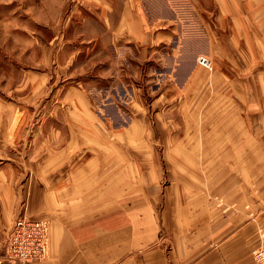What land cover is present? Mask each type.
Masks as SVG:
<instances>
[{"label": "rangeland", "instance_id": "374dc122", "mask_svg": "<svg viewBox=\"0 0 264 264\" xmlns=\"http://www.w3.org/2000/svg\"><path fill=\"white\" fill-rule=\"evenodd\" d=\"M127 1L0 0V196L12 209L3 224L0 206V263L24 264L5 251L18 217L47 227L36 264L54 222L147 202L186 174L175 165H204L187 174L208 194L220 173L208 166L242 162L233 148L247 136L264 169V0L246 13L251 40L234 45L207 39L230 31L209 2L134 0V27L122 25ZM79 159L93 171L71 173ZM81 175L91 186L70 194Z\"/></svg>", "mask_w": 264, "mask_h": 264}, {"label": "crops", "instance_id": "0c3cea01", "mask_svg": "<svg viewBox=\"0 0 264 264\" xmlns=\"http://www.w3.org/2000/svg\"><path fill=\"white\" fill-rule=\"evenodd\" d=\"M204 1L218 8L217 17L227 20L230 26L226 40L217 26L218 30H210L207 35L210 42L234 45L251 40L245 17L257 0ZM123 6L122 25L129 22L130 16L132 26L144 23L134 0ZM134 10L138 20L134 18ZM157 34L166 36L163 31ZM247 138L242 147L233 148V155L243 150L242 162L208 166L213 173L220 172L212 175L208 194L199 185L193 191L187 174L193 169L200 171L204 165H175L186 174L172 178L147 202L135 199L132 205L123 204L91 217L54 222L49 229L47 256L36 264H254L252 251L264 244V169L252 166ZM71 152V156H82L73 154L74 149ZM218 154L224 151L218 148ZM73 161L71 173L93 171L90 160ZM81 177L82 184L71 177L70 194L71 188L89 185L90 175ZM216 182L218 186L213 185ZM210 196L213 201H206ZM0 197L3 224H8L10 201L5 202L3 195ZM70 198L71 202L78 201L80 195Z\"/></svg>", "mask_w": 264, "mask_h": 264}, {"label": "built area", "instance_id": "2783aa9c", "mask_svg": "<svg viewBox=\"0 0 264 264\" xmlns=\"http://www.w3.org/2000/svg\"><path fill=\"white\" fill-rule=\"evenodd\" d=\"M200 62L204 65L208 63L204 57L200 58ZM46 237L47 227L44 222L24 217L16 218L6 243L8 259L24 264L39 261L46 252ZM256 258L260 264H264V249L256 253Z\"/></svg>", "mask_w": 264, "mask_h": 264}]
</instances>
